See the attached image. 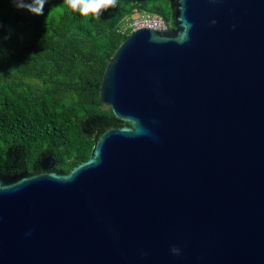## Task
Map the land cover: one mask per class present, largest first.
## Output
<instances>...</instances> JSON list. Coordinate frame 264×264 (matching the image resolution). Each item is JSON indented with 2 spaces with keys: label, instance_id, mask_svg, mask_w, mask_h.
Wrapping results in <instances>:
<instances>
[{
  "label": "water",
  "instance_id": "obj_1",
  "mask_svg": "<svg viewBox=\"0 0 264 264\" xmlns=\"http://www.w3.org/2000/svg\"><path fill=\"white\" fill-rule=\"evenodd\" d=\"M120 44L64 173L0 166V264H264V0H171ZM180 249V255L170 251Z\"/></svg>",
  "mask_w": 264,
  "mask_h": 264
},
{
  "label": "trees",
  "instance_id": "obj_2",
  "mask_svg": "<svg viewBox=\"0 0 264 264\" xmlns=\"http://www.w3.org/2000/svg\"><path fill=\"white\" fill-rule=\"evenodd\" d=\"M23 2V0H19ZM43 15L13 0H0V166L18 147L24 171L34 173L38 156L55 159L53 169L67 173L90 157L94 133L82 130L91 118L117 119L100 101L110 58L129 33L125 19L142 13L174 25L171 0H30Z\"/></svg>",
  "mask_w": 264,
  "mask_h": 264
},
{
  "label": "built area",
  "instance_id": "obj_3",
  "mask_svg": "<svg viewBox=\"0 0 264 264\" xmlns=\"http://www.w3.org/2000/svg\"><path fill=\"white\" fill-rule=\"evenodd\" d=\"M140 28H149L152 30H167L170 29L171 26L167 23L162 17L149 14V13H142L137 15L136 18H127L125 22L122 24L120 31L121 33H132Z\"/></svg>",
  "mask_w": 264,
  "mask_h": 264
},
{
  "label": "clouds",
  "instance_id": "obj_4",
  "mask_svg": "<svg viewBox=\"0 0 264 264\" xmlns=\"http://www.w3.org/2000/svg\"><path fill=\"white\" fill-rule=\"evenodd\" d=\"M112 4L115 3V0H110ZM14 5L17 8H25L28 7L30 11L37 13L38 15H43V8L42 7H32L30 0H23V2H19V0H13ZM66 3L69 5V7H78L79 11L83 13V7H79L76 3V0H66ZM172 254L174 255H180V249L177 247H172L171 250Z\"/></svg>",
  "mask_w": 264,
  "mask_h": 264
},
{
  "label": "rangeland",
  "instance_id": "obj_5",
  "mask_svg": "<svg viewBox=\"0 0 264 264\" xmlns=\"http://www.w3.org/2000/svg\"><path fill=\"white\" fill-rule=\"evenodd\" d=\"M136 16H137V15H135L134 17L136 18ZM134 17H133V18H134Z\"/></svg>",
  "mask_w": 264,
  "mask_h": 264
}]
</instances>
